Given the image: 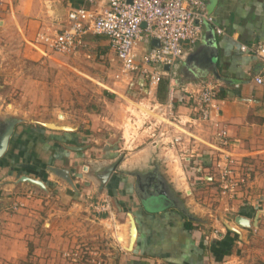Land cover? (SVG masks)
Listing matches in <instances>:
<instances>
[{
	"label": "crops",
	"instance_id": "crops-1",
	"mask_svg": "<svg viewBox=\"0 0 264 264\" xmlns=\"http://www.w3.org/2000/svg\"><path fill=\"white\" fill-rule=\"evenodd\" d=\"M92 1L55 0L47 5L45 0H0V53L8 51L7 42L16 36L27 42L32 56L44 57L33 46L38 30L51 24L52 16L64 19L70 10L105 4ZM206 10L215 25H204L196 44L185 43L184 58L177 63L178 116L183 123L191 121L193 136L189 145L194 156L190 164L181 165L190 166L183 172L185 190L180 181L160 176L161 160L153 158L149 146L140 149L138 144L135 150H140L127 154L117 149V142L105 141L110 149H101L79 127L51 130L16 120L4 110L0 95V149L4 132L15 123L0 157V264H54L60 253H83L109 264H264L254 244L264 232V219L255 227L258 213L264 212V86L254 83L264 75V63L240 50L242 45L264 44V0H207ZM216 27L224 33H216ZM91 41L109 44L106 37L89 36L85 48ZM201 82L219 88L214 125L193 124L196 115L182 92ZM153 92L156 101L167 102L165 84ZM214 129L228 132L229 151L249 180L226 207L208 209L195 195L205 185H216V153L210 144ZM75 175L78 181L72 179ZM23 177L42 182L46 190L23 185ZM105 198L123 247L127 215L134 219L136 240L127 253L112 240L107 215L94 212L92 206ZM239 218L246 225H238ZM128 239L131 244L133 238Z\"/></svg>",
	"mask_w": 264,
	"mask_h": 264
},
{
	"label": "built area",
	"instance_id": "built-area-1",
	"mask_svg": "<svg viewBox=\"0 0 264 264\" xmlns=\"http://www.w3.org/2000/svg\"><path fill=\"white\" fill-rule=\"evenodd\" d=\"M55 0H45L52 5ZM93 3L92 0H89ZM207 0H105L98 9L78 8L70 10L64 19L52 16V23L41 29L35 39L34 47L44 57L51 54H76L85 48L89 36H104L109 41L111 51L120 66L117 79L133 88L145 84L150 92L165 79H169L168 100L156 105L161 113L152 127V146L159 149L169 148L179 158L180 165L191 163L193 158L189 143L191 121L182 122L178 116V79L164 70L171 69L184 58V44H196L202 35L204 25L214 26L215 20L206 10ZM216 33L224 30L216 27ZM157 41L158 46L148 45ZM242 53L258 57L264 63V44L242 45ZM257 86H264V75L254 78ZM238 87V85L236 86ZM183 95L197 122L214 125L212 112H218L219 88L216 83L201 82L192 88H182ZM159 115V114H158ZM185 130V131H184ZM211 147L216 153L214 170L222 200L233 201L243 187L248 184L249 176L239 169L238 162L229 151L228 132L214 129ZM212 181V177H210ZM98 215H107L108 229L112 240L119 249L127 253L119 239V230L114 224L115 215L110 201L105 198L93 206ZM264 219L261 212L260 220ZM65 257L74 264H109L106 260L87 254L67 253ZM80 260V261H79Z\"/></svg>",
	"mask_w": 264,
	"mask_h": 264
},
{
	"label": "rangeland",
	"instance_id": "rangeland-1",
	"mask_svg": "<svg viewBox=\"0 0 264 264\" xmlns=\"http://www.w3.org/2000/svg\"><path fill=\"white\" fill-rule=\"evenodd\" d=\"M39 32L41 29L36 36ZM13 39L7 42L8 51L0 53V80L4 86L0 88V95L8 116L26 123L79 127L89 143L97 141L103 145L101 149H110L105 141L111 145L117 142V149L127 154L149 146L153 158L161 160L160 176L169 181L178 180L184 190L188 188L183 172L189 171L190 166L181 167L179 158L169 148L151 147L154 127L149 129L152 127L149 121L154 124L153 119L161 114L156 107L159 102L154 99L155 93L144 83L131 88L117 79L120 66L109 44L91 41L88 48L76 54L37 58L29 53L22 37L13 36ZM175 67L178 78V64ZM138 144L141 148L135 150ZM72 179L78 181V175ZM195 197L200 206L208 209L226 207L229 203L221 199L217 184L205 185ZM128 233V238L134 237L130 220ZM254 244L258 256L264 258V232ZM59 259L65 260L64 264H74L63 253L56 256L54 264Z\"/></svg>",
	"mask_w": 264,
	"mask_h": 264
},
{
	"label": "water",
	"instance_id": "water-1",
	"mask_svg": "<svg viewBox=\"0 0 264 264\" xmlns=\"http://www.w3.org/2000/svg\"><path fill=\"white\" fill-rule=\"evenodd\" d=\"M152 46H158V42L157 41H152ZM164 70L166 71V72H171L172 74H173V76L175 77L176 76V74H175V67L174 68H170L169 66H165L164 67ZM53 124V123H52ZM44 126H46V127H48V128H50L51 130H67V129H69L70 127H68V126H58V124H53V125H56V126H50L49 124H43ZM14 126H15V123H14V121H11V123L9 124V126H8V128L6 129V131L4 132V134H3V138H2V142H1V149H0V157L5 153V151H6V149H7V147H8V144H9V139H10V137H11V135H12V133L14 132ZM154 147V149H156V150H158L159 148L158 147H156V146H153ZM153 154V153H152ZM114 167H115V165H113L110 169H109V171H108V174H107V176H106V178H105V180L108 178V176L112 173V171L114 170ZM65 174L67 175V176H69L68 175V172H65ZM21 183L24 185V184H30V185H33V186H35L37 189H39L40 191H44V190H46L45 189V186L43 185V183L42 182H39V181H37V180H30V179H27L26 177H23L21 180ZM260 218H261V212H259L258 213V215H257V217H256V223H255V227L257 228L258 227V223L260 222ZM127 220H128V222H127V236H126V245H125V247H124V249L127 251V252H129V251H131L132 250V248H133V245H134V243H135V240H136V226H135V222H134V219H133V217H132V215H130V214H128L127 215ZM129 220L130 221H132V227H133V229H134V232H135V237L133 238V241H132V244L130 245L129 243H130V240L128 239V235H129ZM237 223H238V225H240V226H244V225H246V222H244L243 221V219H241V218H239L238 219V221H237ZM226 224V226L227 227H230V229L231 230H233V231H237L236 230V228H233V226H231V224L230 223H225Z\"/></svg>",
	"mask_w": 264,
	"mask_h": 264
},
{
	"label": "trees",
	"instance_id": "trees-1",
	"mask_svg": "<svg viewBox=\"0 0 264 264\" xmlns=\"http://www.w3.org/2000/svg\"><path fill=\"white\" fill-rule=\"evenodd\" d=\"M169 83H170V81H169V79H167V80H163V81L160 83V85L165 84V88L168 89V88H169ZM165 91H167V90H165ZM161 92H162V89H159V94H160ZM159 96H160V95H159ZM160 103H161V102H160ZM175 106L178 107V100L176 101ZM190 227H191V224L189 223L188 228H190Z\"/></svg>",
	"mask_w": 264,
	"mask_h": 264
},
{
	"label": "bare ground",
	"instance_id": "bare-ground-1",
	"mask_svg": "<svg viewBox=\"0 0 264 264\" xmlns=\"http://www.w3.org/2000/svg\"><path fill=\"white\" fill-rule=\"evenodd\" d=\"M50 126H54V125H50ZM133 231H134V229H133ZM134 237H135V233H134ZM134 237H133V238H134Z\"/></svg>",
	"mask_w": 264,
	"mask_h": 264
}]
</instances>
